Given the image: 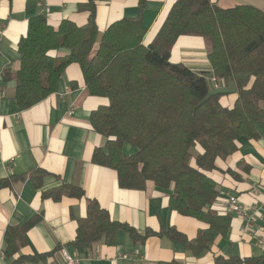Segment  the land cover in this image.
I'll return each instance as SVG.
<instances>
[{
  "label": "trees",
  "instance_id": "obj_1",
  "mask_svg": "<svg viewBox=\"0 0 264 264\" xmlns=\"http://www.w3.org/2000/svg\"><path fill=\"white\" fill-rule=\"evenodd\" d=\"M147 2L138 0L137 16L119 19L102 33L96 0L85 3L89 16L83 25L64 19L55 28L45 15L30 18L19 42L15 99L23 109L32 107L56 90L69 64H79L88 92L108 99L91 113L93 128L106 138L105 145L95 149L93 162L114 169L123 188L143 190L152 183L169 190L171 208L208 223L210 227L188 243L199 253L210 247L215 231L225 234L231 223L229 214L213 211L219 189L209 172L217 168L218 159L238 150L241 137L264 136V11L252 5L222 8L212 0H176L153 41L145 44ZM182 35L206 40L211 72L171 61V50ZM60 49L68 53L55 56L53 51ZM212 77L226 86L235 82L233 106L221 102L225 95L200 104L213 89ZM125 144L135 151L125 154ZM196 147L202 151L193 154ZM45 174L37 169L31 178L40 184ZM22 178L11 174L0 179V189ZM64 195L80 198L84 192L78 185L63 184L43 194L55 200ZM36 220L7 227V256L12 258L26 244L27 230ZM119 231L134 243L156 234L113 220L96 200H89L70 246L86 255L99 241L115 244ZM168 232L183 238L174 228ZM36 258L21 255L11 264ZM251 261L263 260L217 257L215 264Z\"/></svg>",
  "mask_w": 264,
  "mask_h": 264
},
{
  "label": "crops",
  "instance_id": "obj_2",
  "mask_svg": "<svg viewBox=\"0 0 264 264\" xmlns=\"http://www.w3.org/2000/svg\"><path fill=\"white\" fill-rule=\"evenodd\" d=\"M42 1L50 9L46 17L55 28L64 19L83 25L89 16L84 7L87 0H0V179L11 174L25 176L0 189V264H11L21 255L37 257L22 264H65L62 249L79 257L78 264H215L217 257L264 261V136L241 137L238 150L226 159H218L217 168L209 172L219 189L213 211L229 214L231 223L225 234L215 231L210 247L198 253L188 243L208 229V223L171 208L169 190L152 183L143 190L123 188L114 169L93 162L95 149L103 147L106 138L93 128L91 113L108 104V99L88 92L79 64L66 67L56 90L45 99L26 109L18 105L14 74L21 67L19 42L27 34L30 18L41 14ZM175 1L148 0L143 13L145 44L153 41ZM212 1L222 8L252 5L264 11V0ZM96 3L101 33L111 23L139 13L138 0ZM53 53L64 56L68 51ZM170 58L194 71L212 70L206 41L201 36H180ZM211 82L214 89L212 79ZM235 100L236 94L221 98L225 106H233ZM260 104L264 107V101ZM125 145L128 154L135 151ZM37 169L47 172L40 184L31 178ZM63 184L78 185L84 195H64L60 200L43 196ZM231 195L237 196L241 205L259 211L261 216L253 214L250 229L245 228L244 216L223 206ZM89 200H96L113 220L140 233L150 230L156 234L134 243L126 232L119 231L115 244L99 241L88 254L77 253L70 243L76 238L78 220L87 215ZM35 219L27 230L26 244L12 258L7 256V227ZM171 228L183 238L172 237L168 232ZM263 261L243 264H264Z\"/></svg>",
  "mask_w": 264,
  "mask_h": 264
},
{
  "label": "built area",
  "instance_id": "obj_3",
  "mask_svg": "<svg viewBox=\"0 0 264 264\" xmlns=\"http://www.w3.org/2000/svg\"><path fill=\"white\" fill-rule=\"evenodd\" d=\"M50 13L49 7L46 5L44 1L41 2V14L48 16ZM212 81L214 83V89L226 87L223 82H220L215 77H212ZM223 206L230 212H235L236 214L240 216H244L247 220L245 224V228H251L253 226V214L259 215V211L254 209L253 207H245L241 205L239 199L235 195L229 196L225 201H223ZM62 254L65 259V264H78L80 259L77 256L71 255L68 251L65 249H62Z\"/></svg>",
  "mask_w": 264,
  "mask_h": 264
},
{
  "label": "water",
  "instance_id": "obj_4",
  "mask_svg": "<svg viewBox=\"0 0 264 264\" xmlns=\"http://www.w3.org/2000/svg\"><path fill=\"white\" fill-rule=\"evenodd\" d=\"M237 92V88L234 81H231L230 84L226 87H221L217 89H212L209 93L205 96V98L200 102V104L204 103L213 95H230L235 94Z\"/></svg>",
  "mask_w": 264,
  "mask_h": 264
},
{
  "label": "rangeland",
  "instance_id": "obj_5",
  "mask_svg": "<svg viewBox=\"0 0 264 264\" xmlns=\"http://www.w3.org/2000/svg\"><path fill=\"white\" fill-rule=\"evenodd\" d=\"M206 41V40H205ZM206 49H207V52H208V45H207V42H206ZM65 50V49H64ZM209 84L212 86V82H211V78H209ZM125 147H128V145H125ZM134 149V148H133ZM200 149V147H196V148H194V149H192V153L194 154H198V153H200L201 152V149ZM123 152L125 153V154H128V151H127V148L126 149H124L123 148Z\"/></svg>",
  "mask_w": 264,
  "mask_h": 264
}]
</instances>
